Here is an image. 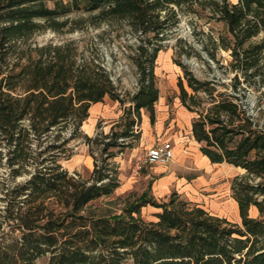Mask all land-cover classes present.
Instances as JSON below:
<instances>
[{
  "label": "trees",
  "instance_id": "16d2710c",
  "mask_svg": "<svg viewBox=\"0 0 264 264\" xmlns=\"http://www.w3.org/2000/svg\"><path fill=\"white\" fill-rule=\"evenodd\" d=\"M196 7L232 35L207 50L211 59L218 48L231 50L233 76L229 84L214 74L201 80L179 59V98L196 115L192 134L211 163L245 170L231 186L241 221L177 192L157 201L147 191L120 214H100L94 202L121 185L109 161L140 139L143 110L156 122L163 42L180 15L198 13ZM105 22L125 24L138 37L130 56L138 87L129 106L92 38L36 41L48 30L73 33ZM263 33L264 0H0V167L7 168L0 179V264L42 258L47 264H264V38L254 41ZM188 49L182 46L179 58ZM250 89L260 93L257 119L239 102ZM107 97L121 104L119 120L109 133L84 134L91 106ZM80 138L94 159L87 179L63 165ZM148 205L159 210L156 221L144 220Z\"/></svg>",
  "mask_w": 264,
  "mask_h": 264
},
{
  "label": "rangeland",
  "instance_id": "374dc122",
  "mask_svg": "<svg viewBox=\"0 0 264 264\" xmlns=\"http://www.w3.org/2000/svg\"><path fill=\"white\" fill-rule=\"evenodd\" d=\"M230 1L236 3L238 0ZM196 8L198 13L180 15L179 25L168 33L163 42V49L159 53L156 66L160 91V100L156 107L157 122L150 127L141 124L139 126V130L142 131L141 140L135 143L134 148L124 149L122 153H118L115 158L109 161L112 168L117 170L121 185L112 196L94 202V209L100 214H120L129 206L130 202L147 191L149 196L157 201H165L172 193L177 192L184 200L200 204L215 215L225 217L233 223L241 221L238 205L232 196L231 186L233 179L243 173L225 165H212V170L197 169L199 161L195 154H198V145L191 134L192 120L195 115L182 105L179 98L178 79L183 75V70L177 63L179 59L189 71L201 80H207L214 74L213 78L229 84L233 76L231 50L216 49L215 59H211L207 50V47L213 48V41L221 43V37L225 38L227 42H231L232 35L227 31L224 23L210 20L207 11H200L198 7ZM78 16L77 13H73L71 18ZM68 28L63 34L48 30L37 35L36 41L45 43L49 40L61 42L67 38H92L104 58L105 66L112 71L119 91L127 95V106H129L128 98L135 91L138 78L137 68L130 57L135 54L134 46L138 42L137 34L127 25L117 22L113 24L105 22L98 27L87 26L86 29L73 33H67ZM263 38L264 33L254 41ZM185 45L189 47L190 55H182L179 58L182 46ZM224 69L227 70L226 73H223ZM225 89V86H220V90L224 91ZM243 91H241L242 95ZM259 95L260 93L252 89L246 91L251 108H258ZM201 96L204 100L206 99L204 93ZM122 113V106L118 102L107 99V101L93 106L82 131L93 137L98 132L109 133ZM143 113L147 114L145 111ZM118 129V127L115 128V130ZM164 140L170 141L175 146H183L185 150L188 148L191 152L188 164H186L188 160L185 158L174 157L175 159L167 165H148L138 169L137 163L143 160L147 149ZM71 146L74 148V155L63 162L64 167L72 173H80L83 178H89L94 162L89 147L83 138L74 140ZM118 151V148L111 149V152L114 153ZM95 156L99 162L104 158L98 151H95ZM157 167L170 168L177 173V176H174V180L169 184H160L161 176L155 174ZM6 172L7 168L0 167V179L7 176ZM1 196L2 191L0 190ZM1 204L0 201V206ZM158 211L156 207L148 205L142 209V216L147 222L156 221L155 213ZM251 215L257 216V211L252 209ZM47 261V258H42L37 264H47Z\"/></svg>",
  "mask_w": 264,
  "mask_h": 264
},
{
  "label": "crops",
  "instance_id": "0c3cea01",
  "mask_svg": "<svg viewBox=\"0 0 264 264\" xmlns=\"http://www.w3.org/2000/svg\"><path fill=\"white\" fill-rule=\"evenodd\" d=\"M107 99H109V100H111L109 97H107L103 102H105V101H107ZM159 100H160V96H159ZM159 100H158V102H159ZM112 101V100H111ZM103 102H100V103H103ZM113 102H115V101H113ZM158 102L156 103V107H157V104H158ZM100 103H96V104H93L92 106H91V109L93 108V106L94 105H97V104H100ZM118 104L119 105H121L119 102H118ZM185 107V106H184ZM186 108V107H185ZM91 109H90V111H91ZM187 109V108H186ZM188 110V109H187ZM146 112L147 114H145V113H143V112ZM189 111V110H188ZM143 112H142V121H141V124H143L145 127H150V126H153V125H155L156 124V122H157V112H156V122L154 123V124H152L151 123V119H150V115H149V113L146 111V110H143ZM190 112V111H189ZM190 113H192V112H190ZM192 114H194V113H192ZM195 115V114H194ZM196 116V115H195ZM195 118V117H194ZM193 118V119H194ZM192 122H193V120H192ZM191 134H192V125H191ZM141 137H142V131H141ZM141 137H140V139L137 141V142H139L140 140H141ZM192 138L194 139V137H193V134H192ZM164 141H166V140H164ZM194 141L197 143V145H198V148H197V151H198V154L196 155L195 154V156H196V158H197V160L199 161L198 162V167H197V169H199V170H204V169H206V170H212V165H216V166H223V165H225L226 167H228V168H233V169H238V170H240L243 174L245 173V170L244 169H242V168H240V167H235V166H233V165H230V164H228V163H211V161L209 160V158L207 157V156H205L202 152H201V150H200V148H201V144L198 142V141H196L195 139H194ZM136 142V143H137ZM173 144V143H172ZM134 146H135V144H134ZM134 146H133V148H134ZM153 147V146H152ZM173 147H174V154H175V158L177 157V158H181V159H186V160H188L187 161V163L186 164H188V162H189V160H190V158H191V152L189 151V149L188 148H186V150H185V147H180L179 145H174L173 144ZM132 148V147H131ZM151 148V147H150ZM149 149V148H148ZM147 149V150H148ZM174 158V159H175ZM186 160H185V162H186ZM191 163V162H190ZM93 167H94V162H93ZM155 174H157L158 176H161L160 177V184L161 183H163L164 185H166V184H169L170 182H172L173 180H174V176H177V173L176 172H174L173 170H171L170 168H167V167H157L156 168V170H155ZM242 175V174H241ZM162 184V185H163Z\"/></svg>",
  "mask_w": 264,
  "mask_h": 264
},
{
  "label": "built area",
  "instance_id": "2783aa9c",
  "mask_svg": "<svg viewBox=\"0 0 264 264\" xmlns=\"http://www.w3.org/2000/svg\"><path fill=\"white\" fill-rule=\"evenodd\" d=\"M112 79L115 81V78L112 77ZM138 87V84L136 83V89ZM135 89V90H136ZM237 96H240L236 94ZM240 104L244 109L247 110V114L254 119L259 118V110L260 108L253 109L251 108V104L249 99L246 97L244 99H241ZM260 123L264 125V119L262 118ZM174 147L173 144L170 141H162L153 147L149 148L143 158L140 162L137 163V168L142 169L144 166H151V165H167L174 159Z\"/></svg>",
  "mask_w": 264,
  "mask_h": 264
}]
</instances>
